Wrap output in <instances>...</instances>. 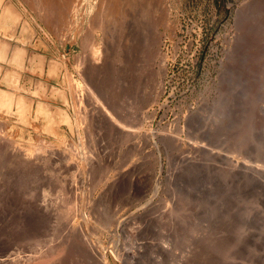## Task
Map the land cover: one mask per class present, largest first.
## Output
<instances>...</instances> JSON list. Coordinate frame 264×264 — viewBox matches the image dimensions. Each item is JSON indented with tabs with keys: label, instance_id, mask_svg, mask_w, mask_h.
Masks as SVG:
<instances>
[{
	"label": "rangeland",
	"instance_id": "374dc122",
	"mask_svg": "<svg viewBox=\"0 0 264 264\" xmlns=\"http://www.w3.org/2000/svg\"><path fill=\"white\" fill-rule=\"evenodd\" d=\"M8 1L69 105L0 94V264H264V0Z\"/></svg>",
	"mask_w": 264,
	"mask_h": 264
},
{
	"label": "water",
	"instance_id": "95a60500",
	"mask_svg": "<svg viewBox=\"0 0 264 264\" xmlns=\"http://www.w3.org/2000/svg\"><path fill=\"white\" fill-rule=\"evenodd\" d=\"M3 5H5L7 2H10L8 0H2ZM2 46V47H1ZM0 71H4V73H13L15 75H17L19 77V79H22V81H24V79H27L28 81H32V83L34 84V88H36L37 86H43L45 90H51L54 91L55 93L59 94L61 96V105L62 107L56 106L55 103L51 100L48 101H44L42 102V104L46 105V109L51 110V111H57L59 112V114H61L62 110L64 111V107L68 106V94L67 91L62 89L61 87H56L54 85H50L48 82H45L41 79L38 78H34L33 76L25 73V72H29L28 69H21L22 71H25L24 73H21V70H13L9 67V65L11 64V58L13 53H15L16 51H22V55L25 56L27 59H25V61H27V63H31L35 60H37L39 63L45 64V63H49L53 66H56L58 69H61V63L57 60H54L50 57H47L44 54H41L39 52H35L32 50H29L27 47L19 45L18 43L12 42L10 39L5 38L0 36ZM4 76V75H3ZM4 83L3 80L0 79V94L3 95L2 97L4 98V94L7 93V99L9 104L12 95L14 94V92L4 89ZM15 91H18L19 93L16 94V99H21V101L25 104H27V106L33 105V104H37L40 102V100H38V98L43 96H38L36 95V93H34V91H30L27 90L24 86H18L15 88ZM45 98V97H44ZM2 100L0 98V103H2ZM6 103V102H5ZM64 115V114H63ZM62 115V116H63Z\"/></svg>",
	"mask_w": 264,
	"mask_h": 264
},
{
	"label": "bare ground",
	"instance_id": "6f19581e",
	"mask_svg": "<svg viewBox=\"0 0 264 264\" xmlns=\"http://www.w3.org/2000/svg\"><path fill=\"white\" fill-rule=\"evenodd\" d=\"M58 1V0H57ZM134 1V0H133ZM136 1V0H135ZM29 2V1H28ZM70 2V1H69ZM105 2V1H104ZM130 2V1H129ZM132 2V1H131ZM138 2V1H137ZM35 3V2H34ZM36 8H38V6L40 7V12L41 11H44V14L42 15V17H40V20H42V21H44V22H46V23H50V22H53V21H56L57 19H58V17H61L62 15H63V13H64V10L61 8L60 9V6L58 7L57 5H56V2H55V0H36ZM60 3V2H59ZM58 3V5H60ZM67 3V2H66ZM66 3H65V5H66ZM72 3V2H71ZM40 4V5H39ZM104 3H102V5H103ZM134 4V3H133ZM156 4V3H155ZM71 5V4H70ZM101 5V4H100ZM110 5V4H109ZM157 5H158V3H157ZM2 6V5H1ZM41 6H42V9H41ZM62 6H64V3H63V5ZM32 7H34V4H33V6ZM70 7V6H69ZM68 8V7H67ZM100 8V7H99ZM102 8H104V7H102ZM101 8V9H102ZM1 9V8H0ZM71 9V8H70ZM75 9V8H74ZM66 10V9H65ZM68 10V9H67ZM99 10V9H98ZM39 11H38V13H39ZM67 12V11H66ZM65 12V13H66ZM72 12V11H71ZM71 12L69 13V14H71ZM74 12V11H73ZM140 12V11H139ZM21 13V12H20ZM16 9H15V7H14V5H12V3L10 2H8V3H6L5 5H3V8H2V10H1V12H0V20L1 21H3V22H6V21H8L10 24H16L17 23V21L19 20V18L22 16L21 14H20ZM75 13V12H74ZM95 13V12H94ZM111 13V12H110ZM100 14V13H99ZM38 15V14H37ZM66 15V14H65ZM65 15H63V17L65 16ZM75 15V14H74ZM70 16V15H69ZM71 16H72V14H71ZM67 17V16H66ZM65 17V18H66ZM71 18V17H70ZM92 18V17H91ZM90 18V19H91ZM67 19V18H66ZM94 19H97V15H95V18ZM64 20V19H63ZM60 21H62L61 19H60ZM67 21V20H66ZM65 21V22H66ZM69 21V20H68ZM48 23V24H49ZM60 24H61V22H59ZM63 23V25H64V21L62 22ZM73 23V22H72ZM96 23V22H95ZM56 24H57V22H56ZM92 24V23H91ZM49 26V25H48ZM58 26V25H57ZM62 26V25H61ZM96 26V25H95ZM94 26V27H95ZM144 26V25H143ZM71 27V26H70ZM93 27V28H94ZM4 30H7V27H4L3 28ZM64 29V28H63ZM92 30V29H91ZM85 33V32H84ZM90 33V32H89ZM7 34V33H6ZM64 34V33H63ZM85 35V34H84ZM13 37V36H12ZM87 37H88V35H87ZM87 37H86V39H87ZM88 38H90V37H88ZM85 39V40H86ZM84 40V39H83ZM86 42V41H85ZM156 42V41H155ZM91 43V42H90ZM93 44V43H92ZM91 44V45H92ZM154 44V43H153ZM156 44V43H155ZM94 45V44H93ZM152 46V45H151ZM89 47V46H88ZM93 47V46H92ZM97 47H99V46H97ZM101 48V47H100ZM95 51H94V53H93V55H94V62H96V60H97V58L98 57H100L101 56V53H100V49L99 48H95L94 49ZM102 51V50H101ZM146 53V52H145ZM144 53V54H145ZM141 54V53H140ZM151 55V54H150ZM80 58V57H79ZM142 67V66H141ZM165 67V66H164ZM93 70V69H92ZM144 74V73H143ZM66 75V74H65ZM156 75V74H155ZM150 78V77H149ZM71 81H72V79H71ZM70 81V82H71ZM14 84H16V83H14ZM158 84V83H157ZM158 85H160V84H158ZM90 90V89H89ZM153 92V91H152ZM3 96V95H2ZM5 98H7V93H5L4 94V99ZM155 101V100H154ZM153 102V101H152ZM152 102H151V104H152ZM154 104V103H153ZM76 110V109H75ZM107 110V109H106ZM77 112V111H76ZM115 114V113H114ZM129 117V116H128ZM117 119V118H116ZM131 121V120H130ZM76 122V121H75ZM119 122V121H118ZM79 123V122H78ZM78 123H76V124H78ZM119 124H120V126H123V127H125V128H132V126H133V124L131 125L130 123H128V122H126V121H120L119 122ZM135 125V124H134ZM137 125V124H136ZM122 127V128H123ZM135 126H133V129H135L134 128ZM0 133H1V131H0ZM7 134V133H6ZM62 139V138H61ZM2 140V139H1ZM46 142V141H45ZM44 148V147H43ZM29 152V151H28ZM23 153V152H22ZM25 153V152H24ZM27 153V152H26ZM33 153V152H32ZM31 153V154H32ZM30 154V155H31ZM37 156V155H36ZM35 156V157H36ZM39 156V155H38ZM20 157V156H19ZM26 157V156H25ZM28 158H29V156H28ZM25 159V158H24ZM37 161V160H36ZM28 165V164H27ZM33 166V165H32ZM49 250V249H48ZM104 255V254H103ZM7 258V257H6ZM7 259H9V258H7ZM104 260H105V258H104ZM103 260V261H104ZM107 262V261H106ZM12 263V262H11ZM108 263V262H107Z\"/></svg>",
	"mask_w": 264,
	"mask_h": 264
},
{
	"label": "crops",
	"instance_id": "0c3cea01",
	"mask_svg": "<svg viewBox=\"0 0 264 264\" xmlns=\"http://www.w3.org/2000/svg\"><path fill=\"white\" fill-rule=\"evenodd\" d=\"M14 63V62H13ZM9 67L11 68V69H13V70H19V68L18 67H16L15 65H13L12 63L9 65ZM21 73H24V72H21ZM4 75V76H3ZM0 79H2L3 80V83H4V86L5 87H3L4 89H7V90H10V91H12V92H14L15 91V87H14V85H13V82H15L16 83V85H20L21 84V81H20V79H19V77L17 76V75H15V74H13V73H7V75H6V73H4V71L2 70V71H0ZM17 86V87H18ZM62 89H64V88H62ZM65 90V89H64ZM53 96H55L54 94H52ZM54 98H56V96L54 97Z\"/></svg>",
	"mask_w": 264,
	"mask_h": 264
}]
</instances>
